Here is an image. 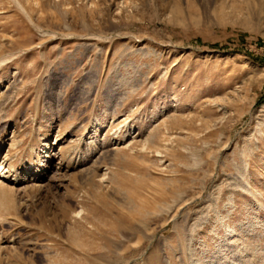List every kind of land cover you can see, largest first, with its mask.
I'll return each instance as SVG.
<instances>
[{
  "label": "rangeland",
  "instance_id": "1",
  "mask_svg": "<svg viewBox=\"0 0 264 264\" xmlns=\"http://www.w3.org/2000/svg\"><path fill=\"white\" fill-rule=\"evenodd\" d=\"M0 167V264H264V0H0Z\"/></svg>",
  "mask_w": 264,
  "mask_h": 264
},
{
  "label": "bare ground",
  "instance_id": "2",
  "mask_svg": "<svg viewBox=\"0 0 264 264\" xmlns=\"http://www.w3.org/2000/svg\"><path fill=\"white\" fill-rule=\"evenodd\" d=\"M2 172H3V170H2V168L0 167V176H1V178H2ZM13 181V180H12Z\"/></svg>",
  "mask_w": 264,
  "mask_h": 264
}]
</instances>
